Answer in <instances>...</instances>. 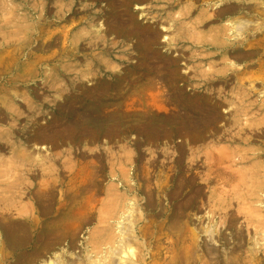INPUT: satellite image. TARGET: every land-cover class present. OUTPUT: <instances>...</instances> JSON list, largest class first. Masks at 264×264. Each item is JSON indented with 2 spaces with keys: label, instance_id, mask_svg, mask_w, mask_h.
Masks as SVG:
<instances>
[{
  "label": "rangeland",
  "instance_id": "rangeland-1",
  "mask_svg": "<svg viewBox=\"0 0 264 264\" xmlns=\"http://www.w3.org/2000/svg\"><path fill=\"white\" fill-rule=\"evenodd\" d=\"M38 1L0 0V213L15 202L16 211L25 213L15 211L11 220L0 214V239L9 225L19 224L31 241L33 220H38L53 244L39 248L43 257L37 264H49L58 255L67 264H85L88 252L94 258L109 257L107 264H264V229L246 221L259 211L264 216V173L258 176L255 167L264 165V158L253 160L264 146V0H139L126 13H136L132 20L141 24L139 28L160 32L158 44L142 52L134 49L135 39L122 33L127 20L121 27L115 23L119 9L110 0H40L43 5ZM228 6L237 9L228 13ZM27 11L42 13L41 22L17 19ZM204 14L211 18L202 21ZM235 20L249 25L243 38L251 46L237 44L222 55L210 52L203 43L214 38L207 32ZM91 23L103 25L100 34L106 41L93 39L96 33L90 31L96 32L98 25ZM26 27L31 35L41 32L44 38L20 40ZM188 27L189 37L182 39ZM164 36L178 41L169 47ZM195 36L209 38L201 41ZM146 60L158 66L174 61L157 72L167 76L162 82L166 87L152 86L153 69ZM141 61L147 62L143 69ZM230 65L234 66L225 73ZM206 74L219 78L205 82ZM49 126L63 138L27 142ZM20 143L42 163L14 158L11 147ZM246 153L249 159L244 163ZM81 171L86 175L80 178ZM231 172L240 181L232 179ZM256 177L260 181L254 182ZM252 195L262 202L242 201ZM44 205H49L46 212ZM255 218L264 221L259 215ZM57 222L62 223L61 232L54 236ZM208 227L214 228V238L206 234ZM127 231L133 233L134 256L125 263L111 251L119 249L124 233L130 235ZM41 236L39 232L35 238ZM255 243L261 246L255 249ZM6 251L12 257L30 255L34 249L22 245Z\"/></svg>",
  "mask_w": 264,
  "mask_h": 264
},
{
  "label": "bare ground",
  "instance_id": "bare-ground-1",
  "mask_svg": "<svg viewBox=\"0 0 264 264\" xmlns=\"http://www.w3.org/2000/svg\"><path fill=\"white\" fill-rule=\"evenodd\" d=\"M40 1V0H39ZM39 1H38V3H39ZM137 1H139V0H110V5H112L114 8H116V9H119V21H117L116 19H115V23L118 25V26H120L121 27V24H120V22H122V20L123 21H125V20H127L126 21V23H125V26H124V29L122 30V33H123V35L124 36H126V37H128L129 38V40L130 39H135L136 40V44H135V46H134V49L136 48V50L138 51V52H142V51H144V49H145V47H147V46H151V45H153V46H155V43H157L158 42V40H159V36H160V32L158 33L157 31H150V32H147V31H145L144 29H143V27L141 26V28H139L138 26L139 25H141V24H139L138 23V21H135V20H132V16H135V12H130V13H132V15L130 16V14H127V13H129L128 12V10L130 9V5H136V3H137ZM40 3H41V1H40ZM230 4V3H229ZM41 5H43L42 3H41ZM248 5V4H247ZM111 6V7H112ZM63 7V6H62ZM228 8V9H227ZM226 9V11L228 12V13H234L235 12V10L237 9V7H235V6H231V7H227ZM241 8V7H240ZM138 9H140V8H138ZM216 9H220V5H218L217 4V7H216ZM41 10V9H40ZM137 10V9H136ZM191 10V9H190ZM189 10V11H190ZM36 11V10H35ZM34 11V12H35ZM188 11V12H189ZM243 11H245V10H243ZM32 13V11H27V12H25L22 16H18V20L20 19L21 20V22L22 21H25V22H28L29 20H35V21H39V22H41L40 20H42L41 18H42V13L40 14L39 12L37 13ZM127 12V13H126ZM191 12V11H190ZM205 12V11H204ZM133 13H135V14H133ZM216 13L219 15L220 13H219V11H217L216 10ZM223 13V12H222ZM221 13V14H222ZM242 13V12H241ZM22 14V13H21ZM201 14V13H200ZM209 14V13H208ZM211 14V13H210ZM19 15V14H18ZM186 15H188V14H186ZM185 15V16H186ZM202 15V14H201ZM215 15V14H214ZM12 16V15H11ZM208 15H206V14H204V16H203V18H202V21L205 19V21L207 20L206 18H211V15L210 16H208ZM220 16V15H219ZM9 17V16H8ZM218 18V17H217ZM17 19H15V20H17ZM45 19V18H44ZM47 19V18H46ZM219 19V18H218ZM13 20V19H12ZM17 20V21H18ZM6 21V20H5ZM8 21V20H7ZM6 21V22H7ZM11 21V20H10ZM16 21V22H17ZM202 21H200V22H202ZM1 22V21H0ZM19 22V21H18ZM96 22V21H95ZM94 22V23H95ZM245 22V23H244ZM5 23V22H4ZM8 23V22H7ZM11 23V22H10ZM43 23V22H42ZM3 24V23H2ZM15 24V23H14ZM27 24V23H26ZM29 24V23H28ZM92 25H95V24H93V23H91ZM89 25V31L93 28V26L92 25ZM195 24V23H194ZM12 26H13V23L11 24ZM39 25V24H38ZM45 25V24H44ZM96 25H98V24H96ZM96 25L94 26V27H96ZM129 25H131L132 27H130ZM198 25H200V24H198ZM9 26V25H8ZM19 26V25H18ZM26 26V25H25ZM36 26V25H35ZM129 26V27H128ZM182 27H183V25H181ZM185 26V25H184ZM193 26V25H192ZM248 24L246 23V21H242V20H235V21H233V22H231L230 23V26H226V27H222L220 30H219V28H218V30H214L213 29V31L210 29V31L211 32H207L208 34H206V35H209V36H212L213 38H214V41L212 42H208V43H203L204 45H205V47H207V48H209L210 49V52H214V53H218V52H222L221 53V55L223 54V53H226L228 50H230V48H233L234 46H236L237 44H243V45H248V46H251V44L249 43V41L248 40H245V37L243 38V36H244V34L245 33H247V31L246 30H248ZM14 27V26H13ZM32 27V26H31ZM9 28H11V27H9ZM102 28H103V25L100 23L99 25H98V29H97V31L96 32H94L93 30H91L90 32H91V34H92V32L93 33H96V35H94L93 36V39L95 40V41H97L98 42V40L99 41H104L105 40V37H104V34L102 35V34H100V31L102 30ZM179 28H181V27H179ZM193 28H194V26H193ZM192 28V29H193ZM26 29L28 30V29H30V27H26L25 28V31H26ZM32 29H33V27H32ZM185 29V28H184ZM183 29V30H184ZM197 29V28H196ZM15 30V29H14ZM128 30V33H126V31ZM163 30H164V28H163ZM182 30V31H183ZM189 30H191V28L190 27H188V30H187V33H186V37H184L183 36V38L182 39H187L188 37H189ZM13 31V30H12ZM15 31H17V30H15ZM21 31H22V29H21ZM40 31V30H39ZM45 31V30H44ZM166 31V30H165ZM178 31V30H177ZM209 31V30H208ZM251 31V30H250ZM2 32V31H1ZM6 32V31H5ZM28 31H26V33H25V36H23L24 37V39H20V38H23V37H18L17 39L19 40H24V41H28V40H31V41H35V40H39V39H43L44 37L40 34V33H38V35H35L33 32V34L31 35L30 34V32H28L29 33V35H28V33H27ZM104 32V31H103ZM180 32V31H179ZM186 32V31H185ZM192 32V31H191ZM195 32H198V31H195ZM195 32H194V35H196L195 34ZM201 32V31H200ZM3 33V32H2ZM13 33H14V31H13ZM16 33V32H15ZM14 33V34H15ZM102 33V32H101ZM12 34V33H11ZM13 34V35H14ZM44 34V33H43ZM201 35H202V33H200ZM204 34V33H203ZM3 35V34H2ZM5 35V34H4ZM3 35V36H4ZM8 35V34H7ZM18 35V34H17ZM193 35V36H194ZM46 36V35H45ZM204 36V35H203ZM13 37V36H12ZM192 37V36H191ZM202 39H204V40H206V39H208V38H203L202 36H200ZM6 38V37H5ZM8 38H10V34H9V37ZM80 38H82L83 39V37H80ZM139 38V39H138ZM164 38V41H166L167 43H168V46L170 47V45H172V42H177L178 41V39L177 38H167V37H163ZM195 38H197V40H201L202 41V39L200 38H198V36L196 37L195 36ZM15 39V38H14ZM46 39V38H45ZM44 39V40H45ZM92 39V38H91ZM127 39V38H126ZM9 40V39H8ZM11 40V39H10ZM19 40V41H20ZM94 40H92V41H94ZM139 40V41H138ZM190 40H193V38H191ZM210 40H211V37H210ZM106 41V40H105ZM14 42V41H13ZM21 42H23V41H21ZM28 42H30V41H28ZM96 42V43H97ZM165 42V43H166ZM198 42V41H197ZM17 43V42H16ZM74 43V42H73ZM92 43V42H91ZM200 43V42H199ZM202 43V42H201ZM21 44V43H20ZM25 44V43H24ZM90 44V43H89ZM158 44V43H157ZM174 44V43H173ZM74 45V44H73ZM75 45H77V44H75ZM93 45H96V44H93ZM20 46V45H19ZM99 46V45H98ZM11 49V48H10ZM13 49H14V47H13ZM16 49V48H15ZM8 50V49H7ZM12 50V49H11ZM11 50H9V51H11ZM13 51V50H12ZM11 51V52H12ZM15 51V50H14ZM208 51V50H207ZM7 52V51H6ZM16 52V51H15ZM209 52V51H208ZM9 53V52H8ZM7 53V54H8ZM214 53H212V55L214 54ZM210 54V53H209ZM235 54V53H234ZM13 55H14V53H13ZM208 55V54H207ZM211 54H210V56H212ZM214 55H216V54H214ZM8 56V55H7ZM12 56V55H11ZM223 56H226V55H223ZM2 57V56H1ZM4 57V56H3ZM9 57H10V55H9ZM227 57V56H226ZM225 57V58H226ZM5 58V57H4ZM15 58V57H14ZM40 58V57H39ZM224 57H222V59H223ZM26 59V58H25ZM40 59H42V58H40ZM1 60V59H0ZM13 60H15V59H13ZM147 61V60H146ZM141 61V63H140V66H141V68L143 69V67L142 66H144V67H146V63L148 62V67H150L151 66V68L153 69L152 70V73H151V78H152V84L151 83H147V84H149V85H152V86H154L155 84H158V83H160V85L162 84L163 85V83L165 84L166 82H165V80H167L166 78H167V76H165L163 73H162V71L159 73V74H157V72H158V70L159 69H163V67H166V66H172V65H174L173 64V62H170V63H167V62H165V61H163V62H161L163 65H160V63H159V66L157 65V63L156 62H150V61ZM225 61H227V59H225ZM11 62V61H10ZM18 62V61H17ZM212 64V63H211ZM12 65V64H11ZM215 65V64H214ZM213 65V66H214ZM229 65V64H228ZM213 66H212V68H213ZM234 66V65H233ZM232 65H230V66H227V69H226V67L224 68V69H226V70H224L225 71V73L226 72H230L231 71V69H232V67H233ZM175 67V66H174ZM20 68V67H19ZM21 69V68H20ZM28 69V68H27ZM30 69V68H29ZM177 69V68H176ZM32 70V69H31ZM28 71L29 70H27V73H28ZM178 71V70H177ZM165 72V71H164ZM23 73H25L24 71H23ZM234 73H238L237 71H235L234 70ZM203 75V74H202ZM217 75H219V74H211V75H208V74H206V75H204V76H206V79L207 80H205V82L206 81H210V78H212V77H216ZM232 76V75H231ZM218 77V76H217ZM216 77V78H217ZM233 77V76H232ZM251 77V76H250ZM253 77V76H252ZM219 78V77H218ZM15 79V78H14ZM201 79V78H200ZM226 79V78H225ZM246 79H248V78H246ZM24 80V79H23ZM151 80V79H150ZM149 80V81H150ZM237 80V79H236ZM25 81V80H24ZM168 81V80H167ZM239 81V80H238ZM244 81V80H243ZM247 81V80H246ZM255 81V80H254ZM163 82V83H162ZM239 83V82H238ZM161 85V86H162ZM169 85V84H168ZM167 85V86H168ZM243 85V84H242ZM163 86H165V85H163ZM149 87H151V86H149ZM166 87V86H165ZM243 87V86H242ZM243 91V90H242ZM250 91V90H249ZM249 91L247 92V94L249 93ZM244 95V94H243ZM249 96L251 95V94H248ZM18 97V96H17ZM239 97V96H238ZM241 97V96H240ZM19 98V97H18ZM244 98V97H243ZM246 98V97H245ZM5 99V98H4ZM11 99V98H10ZM14 99V98H13ZM17 99V98H16ZM12 100V99H11ZM240 100V99H239ZM13 101V100H12ZM94 102H98V101H96L95 99H94ZM246 102V101H245ZM3 104V103H2ZM7 104V102L5 103V105ZM9 104V103H8ZM4 105V104H3ZM8 106V105H7ZM9 108H10V106H9ZM12 108V107H11ZM17 108V107H16ZM215 109V108H214ZM6 110H8V109H6ZM12 110V109H11ZM216 110V109H215ZM245 111H246V109H244ZM249 110H250V108H249ZM249 110L247 111L248 113H249ZM13 112H14V109L12 110ZM19 111V110H18ZM261 111V110H260ZM6 112V111H5ZM8 112V111H7ZM1 113V112H0ZM11 113V112H10ZM15 113V112H14ZM21 113V112H20ZM23 113V112H22ZM21 113V114H22ZM240 113V112H239ZM17 114V113H16ZM21 114H19V115H21ZM9 116V115H8ZM22 116V115H21ZM246 116H247V114H246ZM260 116V115H259ZM20 117V116H19ZM12 118V117H11ZM14 118V117H13ZM12 118V119H13ZM245 118V117H244ZM0 119H1V116H0ZM248 119V118H247ZM246 119V120H247ZM250 119H252V118H250ZM249 119V120H250ZM11 120V119H10ZM253 120V119H252ZM245 121V120H244ZM249 122V121H248ZM250 123V122H249ZM14 125V124H13ZM247 125V124H246ZM261 126V125H260ZM13 127V126H12ZM263 127V126H262ZM41 128H43V127H41ZM40 128V129H41ZM45 128V127H44ZM73 128H74V126H73ZM255 129H256V127H254ZM264 128V127H263ZM247 129V128H246ZM262 129V128H261ZM13 130H15V129H13ZM13 130H11V132L13 131ZM39 130V129H38ZM254 130V129H253ZM1 131H3V130H1ZM5 131H8V130H5ZM66 131H68V130H66ZM249 131V130H248ZM264 131V130H263ZM10 132V133H11ZM54 132H56L55 131V129H54V127L53 128H50V126L49 127H46L45 129H41V132L39 131V132H37L38 134L37 135H35L34 137H33V139L32 140H28L27 142L29 143V142H34V143H36L37 144V142L38 141H50V140H52L55 136H57L58 138H63V136L62 135H60V134H56V133H54ZM245 132V131H244ZM259 133V132H258ZM1 134H3L2 132H1ZM6 134V133H5ZM14 134V133H13ZM242 135H243V133H241ZM249 134V133H248ZM262 133H260V135H261ZM264 134V133H263ZM7 136V135H6ZM13 135H11V136H9V137H12ZM3 137V135L1 136V138ZM13 138V137H12ZM28 138H30V137H28ZM256 138V137H255ZM31 139V138H30ZM0 140H2V139H0ZM4 140V139H3ZM241 140V139H240ZM250 141V140H249ZM7 141H5V143H6ZM9 142V141H8ZM13 142V141H12ZM25 142V141H24ZM248 142V141H247ZM254 142V141H253ZM11 143V142H10ZM9 143V144H10ZM246 144V143H245ZM248 144V143H247ZM6 145H8V144H6ZM15 145V144H14ZM250 145V144H249ZM6 147V146H5ZM11 148H13V150H14V158H17L18 160L19 159H25L26 157H28V158H34V161L36 162V163H42V160H41V158L40 157H38V156H36V157H34L33 156V152L31 151V149L29 150L28 149V146H26V145H23L22 143H20V144H18V145H15L14 147L12 146ZM10 150V149H9ZM12 150V151H13ZM238 150V149H237ZM259 150V149H258ZM12 151H10V152H12ZM9 152V153H10ZM218 152V151H217ZM220 152H222V151H220ZM238 152V151H237ZM254 152H255V150H254ZM258 152V151H257ZM260 152V151H259ZM239 153V152H238ZM244 153V152H243ZM210 154V153H209ZM213 154H215V153H213ZM213 154H210V155H213ZM235 154V153H234ZM234 154H233V157H234ZM240 154V153H239ZM247 155H244V156H242V160L244 161H246V162H244V163H247V159H249V155H248V153H246ZM250 154V153H249ZM253 154V153H252ZM210 155H208V157L207 158H209L210 159ZM219 155V154H218ZM11 156V155H10ZM237 156V155H236ZM235 156V157H236ZM239 156V155H238ZM252 156V155H251ZM217 157V156H216ZM240 157V156H239ZM264 158V146L262 147V153L261 154H253V160H258V159H260V158ZM13 158V160H15ZM219 158V157H218ZM241 158V157H240ZM9 158H7V160H8ZM215 159V158H214ZM220 159V158H219ZM230 159V158H229ZM233 159H235V158H233ZM239 158H237V160H238ZM252 159V158H251ZM4 160H5V158H4ZM12 160V159H11ZM10 160V161H11ZM236 160V161H237ZM240 161H241V159H239ZM2 161V160H1ZM22 161V160H21ZM27 161V160H26ZM227 161V160H226ZM250 161V160H249ZM12 162H14V163H16V161H12ZM23 162V161H22ZM33 162V161H32ZM44 162V161H43ZM207 162V161H206ZM228 162H230V161H228ZM227 162V163H228ZM251 162H252V160H251ZM255 161H253V163H254ZM6 163V162H5ZM8 163V162H7ZM11 163V162H10ZM10 163H9V165H10ZM13 163V164H14ZM238 163H240V162H238ZM242 163V162H241ZM240 163V165H242ZM256 164L257 163H260L259 161L258 162H255ZM262 163V162H261ZM12 164V165H13ZM231 164H232V162H231ZM230 164V165H231ZM235 164V163H234ZM248 164H250V163H248ZM247 164V165H248ZM6 165V164H5ZM16 165V164H15ZM205 165V164H204ZM208 165V164H207ZM236 165V164H235ZM238 165V164H237ZM244 165V164H243ZM253 165V164H252ZM218 166H220V165H218ZM217 166V167H218ZM222 166V165H221ZM263 166L264 165H260V164H258V165H256L255 167L258 169V171H256L257 173H258V176H260L262 173H264V168H263ZM1 167V166H0ZM8 167V166H7ZM16 167V166H15ZM212 167V166H211ZM210 167V168H211ZM213 167H214V165H213ZM247 167V166H246ZM251 167H253V166H251ZM254 167V168H255ZM10 168H11V166H10ZM239 168V167H238ZM243 168V167H242ZM3 169V168H2ZM223 169L225 170L226 168H224L223 167ZM234 169V168H233ZM250 169V168H249ZM256 169V170H257ZM5 170V169H4ZM4 170H2V172L4 171ZM247 170V169H246ZM251 170H253V168L251 169ZM251 170H250V172H251ZM226 171V170H225ZM230 171V170H229ZM237 171V170H236ZM236 171H234L235 173H237ZM7 172H9V171H6L5 170V172H4V174L5 173H7ZM12 172H13V170H12ZM227 172V171H226ZM250 172H249V174H250ZM11 173V172H10ZM81 173H83V174H85L86 175V173L84 172V171H81L80 173H79V175H80V178L81 177H83L82 175H81ZM88 173V172H87ZM231 173H233V172H231ZM235 173H233V174H231L230 176H235L234 174ZM243 173L245 174V176L246 175H248V173H245L244 171H243ZM3 174V173H2ZM13 174V173H12ZM17 174V173H16ZM238 174V173H237ZM243 174V175H244ZM9 175V174H8ZM7 175V176H8ZM15 175V174H14ZM242 175V174H241ZM252 176H254V172H252V174H251ZM1 176H4V175H1ZM0 176V177H1ZM5 176H6V174H5ZM6 176V177H7ZM219 176V175H218ZM224 176H226V175H224ZM238 176V175H237ZM244 176V177H245ZM250 176V175H249ZM255 176H256V174H255ZM254 176V177H255ZM6 177H3V180H7V179H5ZM12 177H13V175H12ZM12 177H11V179H12ZM243 177V176H242ZM247 177V179H251V178H248V176H246ZM261 177V176H260ZM262 177H264V176H262ZM9 178V177H8ZM218 178H220V176L218 177ZM226 178H227V176H226ZM258 177H256V178H254V182H255V180L257 179ZM10 179V178H9ZM232 179H238V177L236 178V176H235V178L233 177ZM221 180V179H220ZM239 180V179H238ZM240 181V180H239ZM242 181H244V180H241V183H242ZM253 181V180H252ZM257 181H260V179L258 178V180ZM3 182V181H2ZM1 182V183H2ZM8 182V181H7ZM18 182V181H17ZM229 182V181H228ZM227 182V183H228ZM247 181H245V182H243V183H245L244 185H246L247 183H246ZM262 182V181H261ZM224 183H226V182H224ZM231 183H233V181L231 182ZM242 183V184H243ZM258 184H259V182H257ZM263 183V182H262ZM11 184H15V183H11ZM18 184V183H17ZM236 184V183H235ZM1 185V184H0ZM225 185V184H224ZM243 185V186H244ZM248 185H250V186H252L253 184H251L250 182H249V184ZM247 185V186H248ZM7 186V185H6ZM9 186V185H8ZM15 186V185H14ZM233 186H235L234 185V183H233ZM241 186V185H240ZM246 186V188H248ZM262 186H263V184H262ZM10 187V186H9ZM8 187V188H9ZM245 187V186H244ZM244 187H242V188H244ZM264 187V186H263ZM262 187V188H263ZM1 188V187H0ZM14 188V190H15V188H16V186L15 187H13ZM13 188H11V189H13ZM18 188V187H17ZM241 188V189H242ZM253 188H255V187H253ZM252 188V189H253ZM10 189V188H9ZM239 189V188H238ZM251 188H249L248 190H250ZM258 189V188H257ZM260 189V188H259ZM258 189V190H259ZM8 190V189H7ZM6 190V191H7ZM19 190V189H18ZM235 190V189H234ZM246 190V189H245ZM16 191V190H15ZM236 191V190H235ZM234 191V192H235ZM238 191H240V190H238ZM242 191V190H241ZM263 191V190H262ZM11 192V191H10ZM250 192V191H249ZM252 192H254V189H253V191H251V193ZM256 192V191H255ZM21 193V192H20ZM237 193V192H236ZM239 194H241L240 192H238ZM257 193V192H256ZM8 194H10V193H8ZM12 194L14 195L15 193H13V191H12ZM11 194V195H12ZM19 194V193H18ZM250 193H248V195H249ZM254 194V193H253ZM258 194V193H257ZM50 195V194H49ZM237 195V194H236ZM258 195H260V193L258 194ZM37 196H39V193H38V195ZM46 196H48V195H46ZM12 196H10V198H11ZM236 197H239L238 195L236 196ZM256 197V196H255ZM254 197V195H252L251 197H246V199L245 200H242L243 202H246L247 201V203H253V205H254V202H256V201H260V202H262L261 201V199L259 200V199H252V198H255ZM263 197H264V195H263ZM5 198V197H4ZM10 198H8V199H10ZM40 198H44V195L43 194H41V196H40ZM262 198V197H261ZM222 199V198H221ZM243 199V198H242ZM7 200V199H6ZM16 199H14V201H15ZM241 200V199H240ZM2 201V200H1ZM0 201V202H1ZM11 201H12V199H11ZM10 201V202H11ZM37 201V200H36ZM42 201V200H41ZM40 201V202H41ZM4 202H6L4 199H3V203ZM21 202V201H20ZM241 202V201H240ZM6 203H8V201L6 202ZM16 203V202H15ZM15 203H8L7 205V209H4L5 210V213H2V214H5V215H7V218L9 217V219L11 220V218L15 215V214H13L15 211H16V209H15V207H17V205H15ZM41 203H44V202H41ZM238 203H239V200H238ZM242 203V202H241ZM247 203H245V205L247 204ZM249 203V204H250ZM17 204V203H16ZM2 205V204H1ZM15 205V206H14ZM18 205H19V203H18ZM114 205V204H113ZM131 205V204H130ZM134 205V204H133ZM242 206V207H244V211L246 210L245 209V207L246 206ZM251 205V204H250ZM257 206L258 205H260V204H256ZM263 205V204H262ZM31 206H32V204H31ZM47 206H49V205H44L43 207H44V212H46V211H48V208H47ZM13 207H14V211H13ZM249 206L247 205V208H248ZM259 207V206H258ZM33 208H34V210H35V204L33 203ZM254 208V207H253ZM255 208H256V211H257V207L255 206ZM254 208V209H255ZM262 208V207H261ZM243 209V208H242ZM248 209H250L249 211H248ZM247 209V211L246 212H248V213H250V215L252 216V214H251V212H254L251 208H248ZM258 209H260V207L258 208ZM18 210V209H17ZM261 210V209H260ZM33 211V210H32ZM242 212H244L243 210H241ZM255 211V212H256ZM262 211H263V213H264V210L262 209ZM1 212V211H0ZM3 212V211H2ZM12 212V213H11ZM18 214H23L22 212H18V211H16ZM242 212H240V214L238 213V215L237 216H239V215H242L241 213ZM260 212L261 211H259V214H257L258 212H256V214L255 213H253V215H254V218H253V216H252V218H251V216L247 213V215L248 216H245V217H248L249 218V216H250V220H246V221H248V222H254L256 225H258V226H260V227H262L263 229H264V221L263 220H261V219H256L255 217L256 216H258L259 215V217L261 216L262 218L264 217V216H262V213L260 214ZM34 213V212H33ZM1 214V213H0ZM1 214V215H2ZM25 214V213H24ZM134 214V213H133ZM237 214V213H236ZM214 215V214H213ZM264 215V214H263ZM236 216V218H238ZM2 217V216H1ZM4 218V217H3ZM126 219V218H125ZM135 219V218H134ZM234 219V218H233ZM134 221V220H133ZM245 221V222H246ZM119 222H120V220H119ZM13 223V225H14V223L16 224V222L14 221V222H12ZM18 223V222H17ZM33 223L35 224V225H32V226H34V228H33V236H32V238H30L31 239V241L30 240H28V238H29V236L26 234L27 232H23L25 229L23 228V227H20L19 226V224H17L18 226H12V225H9V227H8V230H7V232H6V234L4 235V237H2L4 240H1L0 239V264H37L39 261H42V255H43V253L42 252H40V251H38L39 250V248H41L42 250H45L46 248H48L49 246H50V244H53V243H51L49 240H47V238H46V233H45V230H44V228H43V225H42V223L40 222V221H38V220H33ZM254 223H252V226H253V228H254V230H255V227H256V225L254 224ZM62 223H60V222H57V223H55V226L53 227L54 228V230H55V235L54 236H58L59 235V233L61 232V225ZM105 224V223H104ZM122 223H120L119 225H120V229H126L127 230V227L126 226H124V225H121ZM126 224H127V222H126ZM132 224V223H131ZM130 224V225H131ZM254 224V225H253ZM118 225V226H119ZM130 225H129V228H130ZM250 226H251V224H250ZM132 227V226H131ZM215 227V226H214ZM247 227H249V226H247ZM259 227V228H260ZM171 228V227H170ZM257 228V227H256ZM258 228V229H259ZM118 229V228H117ZM213 227H208V229L206 230V234H208V235H211L212 236V238H214L213 237ZM258 229H256V230H258ZM125 230V231H126ZM215 231V230H214ZM39 232H41V237H37V238H35V235L36 234H38ZM129 234L131 233V234H133L132 233V231H127ZM134 232V231H133ZM263 232H264V230H263ZM126 236H124L123 238H121V241H120V243H121V245L119 246V249H117V250H114L113 252L111 251V253H113L114 254V257L115 256H117L118 257V259H117V261H119V262H125L126 263V260L127 259H129V258H131L130 256H134V249H133V244H132V241H130L131 239V234L130 235H127L126 233H124ZM259 234V233H258ZM135 235V234H134ZM133 235V236H134ZM240 235V234H239ZM48 237V236H47ZM122 237V236H121ZM210 237V236H209ZM240 237V236H239ZM257 237V236H256ZM101 238V240L103 239L102 237H100ZM52 239H54V238H52ZM254 239H255V237H254ZM91 240V239H90ZM263 240V239H262ZM94 241V240H93ZM99 240H96V242L95 243H99L98 242ZM259 242H261V241H259ZM134 243H138V242H134ZM263 243V241L261 242V244ZM118 244V243H117ZM23 245V247L25 246V245H28V246H31V248L32 249H34V251H33V253H31L30 255H20V256H17V254H15V255H13L12 257H9V253H7V251H6V248H10V249H12V247L14 248V247H16V246H18V247H21ZM35 245H37V248L35 249L34 248V246ZM96 245V244H95ZM135 245H137V244H135ZM162 245V244H161ZM254 247H256L255 249H257L258 247H260L261 245H259V243H255V245H253ZM6 247V248H5ZM103 247V246H102ZM254 247H253V249H254ZM114 248V247H113ZM162 248V247H161ZM160 248V249H161ZM164 248V247H163ZM115 249V248H114ZM189 249H190V247H189ZM213 249V248H212ZM212 249H210V250H212ZM232 249V248H231ZM96 250V249H95ZM111 250H112V248H111ZM164 250V249H163ZM252 250V249H251ZM97 251V250H96ZM159 251V250H158ZM186 251V250H185ZM190 251H191V249H190ZM215 251V250H214ZM214 251H212L213 252V254H214ZM250 251V250H249ZM254 251H256V250H254ZM258 251V250H257ZM14 252V251H13ZM12 252V253H13ZM161 252V251H160ZM175 252V251H174ZM173 252V253H174ZM211 252V251H210ZM252 252V251H251ZM11 253V252H10ZM258 253V252H257ZM263 253V252H262ZM14 254V253H13ZM162 254V253H161ZM164 254V253H163ZM112 254H110V256H111ZM137 255V254H136ZM151 255H153V253H151ZM155 255V254H154ZM160 255V254H159ZM167 255V254H166ZM11 256V255H10ZM156 256V255H155ZM188 256V255H187ZM136 257V256H135ZM134 257V258H135ZM152 257V256H151ZM166 257V256H165ZM109 258V257H108ZM108 258H104L103 259V256H102V258H94L93 256H92V253L90 252H88L87 254H86V256H85V264H86V262L88 263V264H107L108 262H107V260H108ZM112 258H113V256H112ZM138 258V257H137ZM190 258V257H189ZM230 258V257H229ZM79 259V258H78ZM165 259V258H164ZM172 259V258H171ZM174 259V258H173ZM255 259V258H254ZM11 260H13L12 262H11ZM109 260H110V258H109ZM114 260H115V258H114ZM137 260V259H136ZM169 260H170V258H169ZM181 260V259H180ZM113 261V260H112ZM144 261V260H143ZM230 261V260H229ZM250 261V260H249ZM139 262V261H138ZM170 263L172 262V261H169ZM168 262V263H169ZM112 264H114V262H111ZM111 263H109V264H111ZM128 263V262H127ZM165 263V262H164ZM167 263V262H166ZM165 263V264H166ZM174 263H175V261H174ZM264 263V262H263ZM45 264V263H44ZM47 264V263H46ZM49 264H67L66 263V260L65 259H63L62 258V256H60V255H58V256H56L52 261H49ZM81 264H84L83 263V261H81ZM117 264V263H116ZM118 264H120V263H118ZM133 264H137L136 262H134L133 261ZM159 264V263H158ZM172 264V263H171Z\"/></svg>",
  "mask_w": 264,
  "mask_h": 264
}]
</instances>
